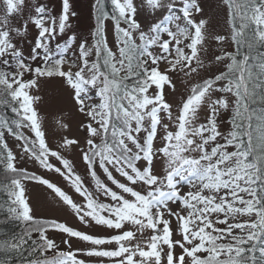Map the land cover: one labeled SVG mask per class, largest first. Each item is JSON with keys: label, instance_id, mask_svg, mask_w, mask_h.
Wrapping results in <instances>:
<instances>
[{"label": "snow or ice", "instance_id": "snow-or-ice-1", "mask_svg": "<svg viewBox=\"0 0 264 264\" xmlns=\"http://www.w3.org/2000/svg\"><path fill=\"white\" fill-rule=\"evenodd\" d=\"M110 2L83 34L71 0H0V207L22 225L0 264H264V0H219L222 29L206 0ZM53 82L80 117L56 147ZM30 183L82 227L37 216Z\"/></svg>", "mask_w": 264, "mask_h": 264}, {"label": "rangeland", "instance_id": "rangeland-1", "mask_svg": "<svg viewBox=\"0 0 264 264\" xmlns=\"http://www.w3.org/2000/svg\"><path fill=\"white\" fill-rule=\"evenodd\" d=\"M45 2V0H37V3ZM61 0H47V3L52 7L55 12L60 10ZM73 3L74 10L78 12V17L73 21L74 29L77 33L86 34L94 25V17L90 15V4L92 0H71ZM140 0H137L139 3ZM27 3V0H26ZM219 0H206V5L211 13L216 15L217 19L220 21L221 29L223 28V12L218 9ZM28 14V9H25V15ZM140 19L147 22L149 15L147 11H144L140 15ZM14 24L19 23V18L13 19ZM31 28V26H30ZM111 40V36L109 37ZM163 67V66H162ZM183 77H180L175 82L177 84V91L174 94H169V99L175 103H179L181 99V94L185 92L184 85L180 82ZM167 91V89H166ZM44 96V102L39 105L42 118L44 119V127L47 133V140L50 146L56 147L60 142V137L62 135L76 136L79 135L77 132V125L79 123L80 117L77 116L75 110L72 106L71 101L67 98L66 94L55 82L46 85L41 93ZM61 120L67 122L71 126V130L67 133L62 132L56 121ZM10 146L14 147L16 142L13 138L9 137ZM75 163L77 170L83 172V165L80 163L79 158L75 157ZM20 167H27L30 171H36L38 173L43 172L38 165L30 162L23 161L18 164ZM46 176L51 178L58 185L65 187V182L58 174L46 173ZM67 190V188H66ZM27 195L30 198V202L35 209V214L37 216L44 217H58L62 221H66L69 225L81 228L82 226L73 217L70 211L59 207L55 200L52 199V194L50 191H46L41 186L35 184H28ZM87 231V229H84Z\"/></svg>", "mask_w": 264, "mask_h": 264}, {"label": "trees", "instance_id": "trees-1", "mask_svg": "<svg viewBox=\"0 0 264 264\" xmlns=\"http://www.w3.org/2000/svg\"><path fill=\"white\" fill-rule=\"evenodd\" d=\"M106 6L111 10V2L110 0H106ZM0 114H3L5 118L9 120L16 119L15 114L12 113L7 108L0 107ZM3 174L0 172V179H2ZM6 193L0 191V205H3L6 201ZM22 225L18 222L8 219L6 208L0 207V239L10 237L19 231H21ZM13 264H19L18 258L13 260Z\"/></svg>", "mask_w": 264, "mask_h": 264}]
</instances>
